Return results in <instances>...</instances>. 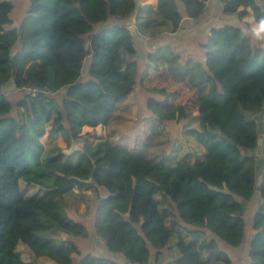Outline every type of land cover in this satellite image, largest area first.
Masks as SVG:
<instances>
[{"label":"trees","instance_id":"16d2710c","mask_svg":"<svg viewBox=\"0 0 264 264\" xmlns=\"http://www.w3.org/2000/svg\"><path fill=\"white\" fill-rule=\"evenodd\" d=\"M82 1L90 11L99 8L98 0ZM157 1L154 7L112 0L100 22L108 26L96 31L94 23L76 18L72 0H30L19 27L10 18L14 0H0V264H120L77 244L92 232L68 214L70 197L76 205L83 197L76 188L104 190L93 200V235L130 264L153 257L159 264L172 234L181 254L172 264H231L220 243H245L246 203L258 190L249 264H264V171H258L264 130L251 117L264 113V47L242 21L250 8L261 24L264 0H224V13H237L242 27H212L201 44L204 61L165 45L140 70L136 41L176 33L185 17L200 19L208 2ZM161 65L197 91L198 115L173 102L174 92L146 88L150 69ZM10 81L25 91L16 104L5 92ZM138 84L147 94V119L181 123L184 139L202 147L203 157L153 160L96 137V128L112 121ZM28 86L48 93L32 96ZM85 126L94 130L83 133ZM46 134L79 148L66 154L56 142L45 145ZM21 179L37 193L26 196ZM19 244L29 248L31 262L17 251Z\"/></svg>","mask_w":264,"mask_h":264},{"label":"rangeland","instance_id":"374dc122","mask_svg":"<svg viewBox=\"0 0 264 264\" xmlns=\"http://www.w3.org/2000/svg\"><path fill=\"white\" fill-rule=\"evenodd\" d=\"M30 0H14V8L10 13V18L13 24L17 27L23 22L26 11L28 8ZM109 2V3H108ZM99 8L95 11H90L89 8L83 3L82 0H72V7L75 10L76 18L79 21H89L94 24H99L97 27L103 28V26H108L107 22L104 21V24H101L106 17V3L110 6L112 0H98ZM205 40V39H204ZM196 41H201L194 39L187 46V50L184 54L190 55L193 60L204 61L205 52L202 47H199V44ZM139 48V65L140 70L144 69L145 63V47L142 44L137 42L136 44ZM183 58L185 56L181 53ZM187 55V56H188ZM152 71V72H151ZM149 73L151 77H147L144 80V85L147 87L152 86H165L166 89L170 92H174L175 96L173 102L179 103L185 106H188L190 110L193 111L194 115H198L197 111V91L189 87L184 80L175 79L174 77L169 76L168 72L165 74H157L155 71L151 70ZM142 85L138 84L135 89L128 95V97L119 104L117 110L114 113L112 121L106 126H98L96 128V137L103 140H108L114 144H120L128 148L132 152L143 153L146 157L158 160L164 155H170L174 160L183 159L185 157L195 160L197 155L199 157L204 156V149L198 146L193 140L184 139L182 135V124L177 121H172L169 124H163L154 119H147V107H146V97L147 94L141 88ZM162 88V87H161ZM5 92L10 98L12 104H16L18 100L25 96V91L16 90L12 83L9 86L5 87ZM251 117L258 122L259 130L262 133L264 130V113L251 114ZM194 126H197L198 123L194 121ZM86 131L83 130V133ZM96 138H89L90 143L95 142ZM45 145L56 142L60 147L64 149L66 154H71L73 151L79 148L78 144H73L69 147L64 140L63 136H58L55 139L51 140L47 134L41 139ZM189 155V156H188ZM258 171L262 173L264 171L263 163L259 160ZM261 176L258 179V185L260 184ZM21 188L24 191L26 196H32L37 193L38 187L29 185L25 182L24 179H21ZM75 193L82 195L83 197L76 205L77 198L70 197L71 207L68 211V214L77 220H81L85 223L89 230L92 232V235L89 239H77V244L81 248L86 247L88 244L91 245L98 251H101L100 246L93 241L96 239L94 234V223H95V210L93 207L94 199L96 194L100 192L102 195L105 194L103 189L99 191L94 190H83L76 188ZM262 201L259 192L257 190L256 196L253 200L246 203V220L250 221L253 214V207L256 206V203ZM77 208V211L75 209ZM90 208L89 212L87 209ZM252 208V209H251ZM87 211V212H86ZM177 242V235L172 234L170 238V245L175 246ZM93 243V244H92ZM226 245V244H224ZM225 247L232 249V247L226 245ZM17 251L25 259H32L31 252L28 248L19 244ZM37 264H52L47 260H39Z\"/></svg>","mask_w":264,"mask_h":264},{"label":"crops","instance_id":"0c3cea01","mask_svg":"<svg viewBox=\"0 0 264 264\" xmlns=\"http://www.w3.org/2000/svg\"><path fill=\"white\" fill-rule=\"evenodd\" d=\"M140 3L142 5L152 4L154 7H156L158 1L157 0H140ZM242 21L249 24L250 29L256 35L258 42L260 43L262 47H264V31L261 30V27H260L261 24L256 22L252 9L248 8V14L243 18ZM130 24H131L130 27H132V31L134 32L135 26H134L133 21H131ZM93 25L96 27V31L101 30L105 27L103 26V28H99L97 27V25L99 24H93ZM232 25L242 27V23L239 18V15L237 13L236 14H225L224 13V0H208L207 10L200 19L194 20V19L185 17L180 29L176 33L171 34V35H166L163 37V39L151 40V39L145 38L141 41L137 40L136 44L138 42L139 44H142L145 47V50H144L145 56H146L145 63H147V56L150 53H154L158 47L165 46V45L171 46L176 52L183 53L185 58H187V57H190V55L184 54V52L189 51L187 50V46L190 44L191 41H193L194 39H198V40H202L205 42L208 35L210 34V30L212 27H224V26H232ZM89 43L90 42H88V46H89ZM197 43L199 44V47H202L201 44L203 42L196 41V46H197ZM88 49H90V46L88 47ZM151 70L155 71L159 75L165 74L167 72L165 65L159 66L158 70H155L154 67L151 68L150 71ZM84 71L87 72V64L84 66ZM149 77H151L150 73H149L148 78ZM161 87L165 88V86L163 85L152 86L151 88H161ZM146 88H150V87H147L146 85ZM83 130H85L86 131L85 133H87V132H92L94 129L91 127L85 126ZM260 203L261 201L259 203H256V206L253 207V211L258 208ZM251 219L249 222H247V237H246L245 243L242 246L238 248L232 247V249H229L225 247L226 245L220 243V248L227 253V255L229 256L231 260V264H249L250 263V259H249L250 242L255 235V231L252 228ZM94 242L100 246L101 251L96 250L95 248H93L91 245L88 244L86 247H83L84 252H90L94 256L110 257L118 261L120 264H130L127 262L126 258L123 255L110 253L105 247L104 242L100 237H96L93 243ZM180 256L181 254L178 252L176 247L172 246L171 249L167 250L164 253V255L160 257L159 264H172L173 260ZM31 257L32 259H28V260H25L24 258L23 259L27 262H31L33 260L32 253H31ZM50 263L54 264L53 262H50ZM149 264H156L155 257L151 259Z\"/></svg>","mask_w":264,"mask_h":264},{"label":"built area","instance_id":"2783aa9c","mask_svg":"<svg viewBox=\"0 0 264 264\" xmlns=\"http://www.w3.org/2000/svg\"><path fill=\"white\" fill-rule=\"evenodd\" d=\"M228 1H229V0H228ZM26 89L30 92V94H31L32 96H37V95L47 94V93H48L47 90L39 89V88H37V87H33V86H28Z\"/></svg>","mask_w":264,"mask_h":264},{"label":"water","instance_id":"95a60500","mask_svg":"<svg viewBox=\"0 0 264 264\" xmlns=\"http://www.w3.org/2000/svg\"><path fill=\"white\" fill-rule=\"evenodd\" d=\"M10 83H13V81H10ZM263 139H259V145H258V150H257V155L262 156L263 155Z\"/></svg>","mask_w":264,"mask_h":264},{"label":"clouds","instance_id":"9594fccd","mask_svg":"<svg viewBox=\"0 0 264 264\" xmlns=\"http://www.w3.org/2000/svg\"><path fill=\"white\" fill-rule=\"evenodd\" d=\"M261 30L264 31V21L261 22Z\"/></svg>","mask_w":264,"mask_h":264}]
</instances>
